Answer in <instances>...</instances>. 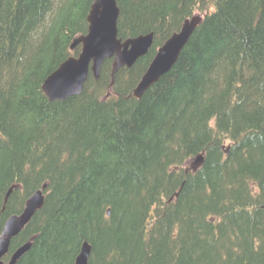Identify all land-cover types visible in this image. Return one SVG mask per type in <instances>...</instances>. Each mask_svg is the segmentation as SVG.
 Masks as SVG:
<instances>
[{"label": "trees", "instance_id": "16d2710c", "mask_svg": "<svg viewBox=\"0 0 264 264\" xmlns=\"http://www.w3.org/2000/svg\"><path fill=\"white\" fill-rule=\"evenodd\" d=\"M92 2L0 0V234L47 185L16 264H76L86 241L88 264H264V0H117L119 37L154 32L149 52L49 100ZM197 13L178 61L134 96Z\"/></svg>", "mask_w": 264, "mask_h": 264}, {"label": "water", "instance_id": "95a60500", "mask_svg": "<svg viewBox=\"0 0 264 264\" xmlns=\"http://www.w3.org/2000/svg\"><path fill=\"white\" fill-rule=\"evenodd\" d=\"M120 9L117 0H94L88 14L89 30L87 34L77 37L72 48L79 43L82 49L78 55L66 58L42 84V90L49 100H64L72 95L80 94L88 79L90 69L96 79L100 76L103 62L114 57V77L117 70L124 66H132L140 57L149 52L153 43L154 32L140 34L123 40L118 36V17ZM201 15H193L184 21L180 30L174 32L158 49L148 69L133 91V95L141 97L145 91L157 82L162 75L171 70L178 61L183 49L192 34L202 21ZM203 163V156L199 154L193 163L196 169ZM44 184L33 193L25 203L21 213L13 214L5 223L0 235V264H5L3 257L9 252L13 237L18 235L30 222L35 213L44 206L46 194ZM12 187L6 193L8 199ZM31 237L11 255L6 264H16L18 259L32 245ZM91 247L88 242L82 246L76 258V264H88Z\"/></svg>", "mask_w": 264, "mask_h": 264}, {"label": "bare ground", "instance_id": "6f19581e", "mask_svg": "<svg viewBox=\"0 0 264 264\" xmlns=\"http://www.w3.org/2000/svg\"><path fill=\"white\" fill-rule=\"evenodd\" d=\"M198 15H201V14H198ZM202 16V15H201ZM117 26H118V23H117ZM148 34V33H147ZM119 70V69H118ZM146 72V71H145ZM144 75V74H143ZM142 78V77H141ZM135 89V88H134ZM134 91V90H133ZM73 96V95H72ZM70 97V96H69ZM157 107V106H156ZM92 176V175H91ZM24 206H25V204H24ZM188 226V225H187ZM185 229H186V227H185Z\"/></svg>", "mask_w": 264, "mask_h": 264}]
</instances>
